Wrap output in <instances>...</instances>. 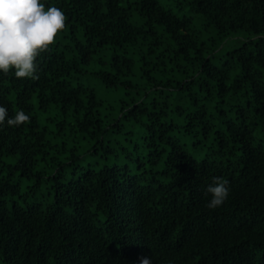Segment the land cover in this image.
<instances>
[{
    "label": "trees",
    "instance_id": "obj_1",
    "mask_svg": "<svg viewBox=\"0 0 264 264\" xmlns=\"http://www.w3.org/2000/svg\"><path fill=\"white\" fill-rule=\"evenodd\" d=\"M41 3L68 21L39 79L0 72L30 116L0 126V264H264V0ZM94 62L144 93L105 103Z\"/></svg>",
    "mask_w": 264,
    "mask_h": 264
},
{
    "label": "clouds",
    "instance_id": "obj_2",
    "mask_svg": "<svg viewBox=\"0 0 264 264\" xmlns=\"http://www.w3.org/2000/svg\"><path fill=\"white\" fill-rule=\"evenodd\" d=\"M68 17L57 7H47L41 0H0V72L7 75L15 69L18 79H39L37 58L50 50L58 33L66 29ZM7 123L19 127L30 122L23 110L8 117L7 108L0 106V126ZM230 193L229 181L213 177L205 189L210 197L206 207L221 206ZM140 264H152L151 257H140Z\"/></svg>",
    "mask_w": 264,
    "mask_h": 264
},
{
    "label": "rangeland",
    "instance_id": "obj_3",
    "mask_svg": "<svg viewBox=\"0 0 264 264\" xmlns=\"http://www.w3.org/2000/svg\"><path fill=\"white\" fill-rule=\"evenodd\" d=\"M97 63H90L88 64L84 69L82 75L79 77L80 81L84 83L85 85L93 88L98 97L102 99L105 103H116L119 102L120 100H125L128 97H140L145 91V86L142 84V80L138 79V76L136 73L132 74L129 79L138 86L137 90H124L122 87L115 89L112 91H108L102 87V85L98 82V80L94 77L93 71L96 70ZM128 93L129 95H126ZM191 152V150H190ZM193 155V152H191ZM46 191V186L44 185L42 187V193L45 194Z\"/></svg>",
    "mask_w": 264,
    "mask_h": 264
}]
</instances>
